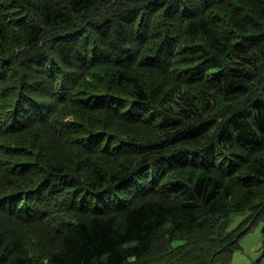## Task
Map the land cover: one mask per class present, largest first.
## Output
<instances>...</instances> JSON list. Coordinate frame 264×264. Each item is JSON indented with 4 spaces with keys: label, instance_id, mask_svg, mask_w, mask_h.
Masks as SVG:
<instances>
[{
    "label": "trees",
    "instance_id": "16d2710c",
    "mask_svg": "<svg viewBox=\"0 0 264 264\" xmlns=\"http://www.w3.org/2000/svg\"><path fill=\"white\" fill-rule=\"evenodd\" d=\"M4 9L0 82L14 87L0 86V141L40 125L58 142L79 134L80 157L104 162L51 161L40 132L32 146L0 148V264H31L28 225L55 241L48 264H232L239 238L264 221V0H8ZM17 9L21 22L8 16ZM157 15L165 24L149 66L187 68L165 98L126 63L157 39ZM98 55L111 74L72 98L84 75L72 71ZM192 83L199 93L185 90ZM63 104L108 122L64 120ZM122 125L154 130L126 136ZM238 212L243 225L225 227Z\"/></svg>",
    "mask_w": 264,
    "mask_h": 264
},
{
    "label": "rangeland",
    "instance_id": "374dc122",
    "mask_svg": "<svg viewBox=\"0 0 264 264\" xmlns=\"http://www.w3.org/2000/svg\"><path fill=\"white\" fill-rule=\"evenodd\" d=\"M8 2V0H0V11L1 12H7L5 8V4ZM10 5H8L9 7ZM7 7V6H6ZM8 16L11 17V19H15L16 21L18 20L21 22V20L26 18L25 12L22 9H17L13 13L9 14ZM7 17V16H5ZM157 21L156 23L160 22V27L158 28V31L155 33L154 36L157 39L155 42L153 41H146L140 45L138 48V53L133 57L132 60H130L129 64L128 62L127 65H130L132 67V71H137L142 73L145 78L147 79L146 82L151 85L153 90H156L155 92L159 93V96L161 98L168 97L173 90L177 89V86L179 84L177 83L176 77H184L187 76L183 70L187 69L185 65H180L178 62L172 63L173 68L171 71H168L169 69L166 65L164 68H156L153 69L151 66H149V62L147 61V58L151 56L152 54L157 51L161 41V33H162V25L165 24V18L163 16H156L155 19H153V22ZM157 27V26H156ZM15 30V29H13ZM145 41V40H144ZM20 46L14 45L10 51H15L19 48ZM135 47H138L135 45ZM9 51V52H10ZM17 52V51H16ZM105 59L103 57L101 58L99 55L92 59V61L89 64L88 70L85 73L79 72L78 69H72L69 68H64L66 72H74V74L78 73V76L82 75V80L80 83V86L76 88L72 94L70 95V90L68 89L67 95H65V99L67 97H72V98H77V96L84 95L88 90L93 89L95 85L97 84L98 79H101L105 75H109L112 72V67L108 65L106 62L104 63ZM97 78V80L95 79ZM9 80H12L13 78H16L15 75H10ZM95 82V83H94ZM9 85V82H0V86H6ZM7 87V86H6ZM14 87V84H11L10 87L8 86L7 88H10L9 90H12ZM199 83H192L191 85H186L184 86L185 90L188 92H193V93H199ZM12 88V89H11ZM120 93H123V95L127 96L129 95V90L127 88L120 89L118 91ZM70 95V96H69ZM11 96V95H10ZM60 113L64 115V120H68L71 122H74L76 120H82L86 122V124L91 127V128H98L102 127V123L104 124L105 122H108V119H105L106 117L102 116L101 112H88V111H78L73 108V106H69L67 104L59 105ZM4 111H0V116L4 114ZM112 123L114 125L111 126L112 130H115L112 127H117V124L121 126L120 122L118 120H114L111 116H108ZM101 118H104V121H101ZM87 120V121H86ZM107 120V121H106ZM66 122V121H65ZM0 123H3L2 117L0 118ZM87 125L83 127H78L77 130H82L84 134H86L87 130ZM140 125V124H139ZM123 130H125V135H133L134 133L141 134L143 132H153V128L150 126H144L141 125L140 127L137 126H123ZM66 129V128H64ZM133 129V130H132ZM21 133L14 135L12 138H7L6 140L3 139L0 141V148L2 150L8 148V147H15L16 145L19 146L18 143H23L27 146H32L34 142V137L37 134V132L41 133L39 137H37V145L42 144L44 142L43 140L47 141L48 147L44 149L43 155L44 157H49L51 161H57V162H73V163H79L83 161L88 160H95L98 161L99 163H103L104 159L103 156H101V153H93L91 156L86 153L82 157H80L81 154H83V150L80 149L77 144H74V140L78 139L80 136L79 134L75 135L76 137H70L67 139V141H61L58 142V138L56 140L52 139V134L48 132H44L43 128L40 127V125H34L31 126L29 129H22L20 130ZM136 134V135H138ZM48 137L50 138V141H48ZM140 137V136H139ZM104 141V140H102ZM36 142V141H35ZM52 142V143H51ZM113 142L109 146V150L113 149ZM101 148L105 147V143L103 142L100 145ZM37 148V147H36ZM264 148V147H263ZM241 151L239 153L242 154L243 157L248 156L250 152L248 150L244 151L240 149ZM257 155L264 156V149L256 152ZM42 155V156H43ZM45 158V159H46ZM12 161L6 160L7 163H11L15 160H19L20 158H11ZM5 161V160H4ZM242 165V161H239L237 163L236 167ZM187 173L190 174V177H196L200 172L198 170L195 171H189L187 169ZM238 175L244 176V166L240 168V170L237 172ZM185 177V175H182ZM5 188L3 192L0 193V201L3 197H1L3 194L6 193ZM65 195V194H64ZM63 196V195H62ZM56 215H54L55 218ZM247 216V213L245 212H238L235 214H232L231 216L228 217V223H224V226H230V228L238 226L241 227L243 225L242 219H244ZM4 215L0 213V227L1 222L4 219ZM43 224V223H42ZM248 226V225H247ZM45 227L42 225L39 226H24L22 227V233L27 237L28 245L29 248H31L32 254H30L29 262L31 264H48L47 260V251L48 248L56 246L55 241H52V238L49 233H46ZM51 229V226H49ZM239 244V249L235 251V253L232 256L231 263L232 264H264V221H257L253 226H251L250 229H248L238 240ZM2 255V254H0Z\"/></svg>",
    "mask_w": 264,
    "mask_h": 264
},
{
    "label": "water",
    "instance_id": "95a60500",
    "mask_svg": "<svg viewBox=\"0 0 264 264\" xmlns=\"http://www.w3.org/2000/svg\"><path fill=\"white\" fill-rule=\"evenodd\" d=\"M246 230V227L243 228L242 232H244Z\"/></svg>",
    "mask_w": 264,
    "mask_h": 264
}]
</instances>
